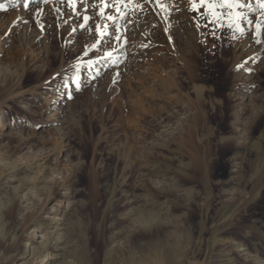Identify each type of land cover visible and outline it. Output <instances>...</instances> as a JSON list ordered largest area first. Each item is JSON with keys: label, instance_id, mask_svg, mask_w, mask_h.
Here are the masks:
<instances>
[{"label": "rangeland", "instance_id": "obj_1", "mask_svg": "<svg viewBox=\"0 0 264 264\" xmlns=\"http://www.w3.org/2000/svg\"><path fill=\"white\" fill-rule=\"evenodd\" d=\"M235 2L242 32L189 0H0V264H264V9Z\"/></svg>", "mask_w": 264, "mask_h": 264}, {"label": "snow or ice", "instance_id": "obj_2", "mask_svg": "<svg viewBox=\"0 0 264 264\" xmlns=\"http://www.w3.org/2000/svg\"><path fill=\"white\" fill-rule=\"evenodd\" d=\"M47 2V0H45ZM123 0H117V3H122ZM132 0H128V4H131ZM157 3H159V0H157ZM189 3L191 4V7L193 10L198 9L199 7H204L206 9V15L209 17L210 23H217L220 20V15L217 14L216 9L217 8H226L228 9V26L230 28H236L238 31H243L238 27V19L239 14H235L233 10L237 7H243L244 5L238 4L235 2V0H199V3L197 4L194 2V0H189ZM258 6L261 9H264V0H257ZM69 4H72V0H69ZM27 3H25V7H27ZM113 7L116 9L117 15H119L121 18L123 17L124 13L121 11V8L117 6V4H113ZM127 7V5H124ZM160 7H163V5H159ZM0 8H3V5H0ZM100 15L102 19H106V21H111L113 24L115 23L117 16L115 15H106L103 8L100 10ZM84 20L88 21L89 17L87 15L84 16ZM251 23V21H249ZM108 23H104L103 25L97 24L95 27V31L100 35L101 39L107 34L106 29L108 28ZM83 27V25H81ZM261 27L260 23L256 24L257 32H259V29ZM116 39L119 40L120 36H116ZM101 43V40H97L96 44H93L92 47L95 48L98 44ZM106 56H110L111 53H105Z\"/></svg>", "mask_w": 264, "mask_h": 264}, {"label": "bare ground", "instance_id": "obj_3", "mask_svg": "<svg viewBox=\"0 0 264 264\" xmlns=\"http://www.w3.org/2000/svg\"><path fill=\"white\" fill-rule=\"evenodd\" d=\"M173 6V5H172ZM176 5H174L173 7H175ZM248 7V5H244L243 7H241L242 8V10L243 9H246ZM236 9V8H235ZM235 11H237V10H233V12H235ZM235 13H238V11L237 12H235ZM169 34V33H168ZM172 37V36H171ZM173 40V39H172ZM174 42V41H173ZM172 43V42H171ZM174 44V43H173ZM166 50V49H165ZM168 50H170V53H172L174 56H176L178 59H179V61L181 62V64L185 67V68H189L190 67V65H189V62H188V59H186L187 57L184 55V52H182L181 51V49L180 48H178V46H176L175 44L173 45V48H168ZM166 53H168V51L166 52ZM161 59H163V58H161ZM162 62V61H161ZM160 63V59L159 60H157L156 61V63H155V68H157V67H159V64ZM168 75L169 76H171V73H169V72H167V75H165V77H163V76H160V78L162 79V80H168ZM158 79L157 81H158V83L156 84V86L157 87H160L161 88V83L163 82L161 79ZM170 78V77H169ZM171 79V78H170ZM173 84V83H172ZM165 85V83L163 84V86ZM167 88H168V86H167ZM197 92V91H196ZM154 93H158V90L157 89H155L154 90ZM163 97H164V95H162ZM192 119H193V121H192V123L189 125V127H188V130H189V132H190V138H192L193 137V134H194V132H195V128H196V126H197V121H200L201 119H202V117H201V110H200V108L199 107H197V110L192 114ZM3 123H2V121H0V125H2ZM197 149V148H196ZM192 161H193V163L195 164V165H197V166H201L202 165V159L199 157V155H198V153H193V156H192Z\"/></svg>", "mask_w": 264, "mask_h": 264}]
</instances>
